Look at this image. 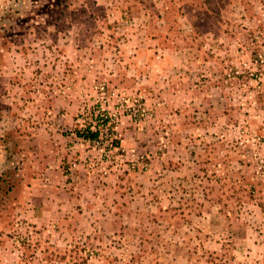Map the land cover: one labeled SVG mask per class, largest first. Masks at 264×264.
<instances>
[{
  "label": "rangeland",
  "instance_id": "rangeland-1",
  "mask_svg": "<svg viewBox=\"0 0 264 264\" xmlns=\"http://www.w3.org/2000/svg\"><path fill=\"white\" fill-rule=\"evenodd\" d=\"M0 264H264V0H0Z\"/></svg>",
  "mask_w": 264,
  "mask_h": 264
},
{
  "label": "trees",
  "instance_id": "trees-1",
  "mask_svg": "<svg viewBox=\"0 0 264 264\" xmlns=\"http://www.w3.org/2000/svg\"><path fill=\"white\" fill-rule=\"evenodd\" d=\"M107 121L106 120H102V121H98L96 122L94 125L92 124H88V126H86L85 129H75L74 132L78 137H83V138H87L90 140H96L99 137L100 134V128L101 127H106L107 126ZM115 146L119 147V142H115Z\"/></svg>",
  "mask_w": 264,
  "mask_h": 264
}]
</instances>
